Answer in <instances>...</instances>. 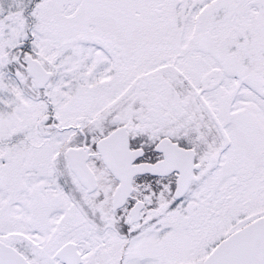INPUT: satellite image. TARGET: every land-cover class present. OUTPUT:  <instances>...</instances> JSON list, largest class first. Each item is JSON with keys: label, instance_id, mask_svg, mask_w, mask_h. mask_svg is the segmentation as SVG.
Segmentation results:
<instances>
[{"label": "snow or ice", "instance_id": "snow-or-ice-1", "mask_svg": "<svg viewBox=\"0 0 264 264\" xmlns=\"http://www.w3.org/2000/svg\"><path fill=\"white\" fill-rule=\"evenodd\" d=\"M0 264H264V0H0Z\"/></svg>", "mask_w": 264, "mask_h": 264}]
</instances>
